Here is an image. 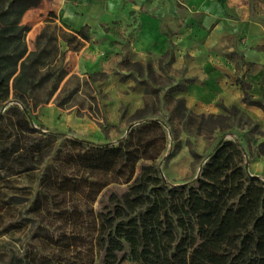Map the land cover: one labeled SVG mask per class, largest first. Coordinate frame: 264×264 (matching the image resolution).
<instances>
[{
  "label": "trees",
  "instance_id": "16d2710c",
  "mask_svg": "<svg viewBox=\"0 0 264 264\" xmlns=\"http://www.w3.org/2000/svg\"><path fill=\"white\" fill-rule=\"evenodd\" d=\"M39 3L0 0V108L15 102L0 115V228L40 224L36 243L6 264H264V181L248 174L237 141L222 140L195 182L173 186L155 164L167 141L158 121L140 123L111 145L32 125L30 102L47 90L51 97L66 76L57 38L43 31L37 51L28 50L23 17ZM63 40L73 50L81 45L75 35ZM239 84L244 103L264 109ZM177 100L187 111L184 97ZM22 176L39 180L28 219H20L21 194L1 187ZM112 184L127 190L112 193L96 212L92 204ZM57 222L65 225L58 236L42 228Z\"/></svg>",
  "mask_w": 264,
  "mask_h": 264
},
{
  "label": "rangeland",
  "instance_id": "374dc122",
  "mask_svg": "<svg viewBox=\"0 0 264 264\" xmlns=\"http://www.w3.org/2000/svg\"><path fill=\"white\" fill-rule=\"evenodd\" d=\"M43 31L57 38L64 52L60 41L67 35L54 23L44 27L40 34ZM82 34L84 38H77L81 44L79 49L72 50L68 56L65 50L63 60L58 62L66 72L58 89L47 99L48 90L39 94L42 101L30 102L27 113L35 128L61 134L64 138L111 145L126 139L132 125L134 128L145 121H158L165 129L167 141L155 164L170 185L195 182L209 156L225 139L241 145L246 154L248 174L264 181V128L238 106L218 104L220 112L214 115L224 118L189 109L185 96L191 78L188 71L177 64L172 46L163 55L137 58L119 23L112 24L104 32L83 31ZM36 43L37 36L27 35L30 52L37 51ZM180 97H184L187 111L178 102ZM6 105L7 110L12 104ZM3 107L0 114L6 111ZM197 115L200 117L195 118ZM191 116L195 120L190 122ZM38 185L36 177L28 176L14 178L8 185L2 184L5 193L18 191L21 194L20 219L31 218L27 211L39 190ZM126 190L127 185L108 186L92 204L93 209L99 211L112 193L121 194ZM22 224L17 231L5 232L4 227L0 228V264H6L13 254L22 255L36 243L33 235L40 224ZM43 226L55 236L65 230L61 222L47 226L44 223ZM122 264L137 263L127 260Z\"/></svg>",
  "mask_w": 264,
  "mask_h": 264
},
{
  "label": "crops",
  "instance_id": "0c3cea01",
  "mask_svg": "<svg viewBox=\"0 0 264 264\" xmlns=\"http://www.w3.org/2000/svg\"><path fill=\"white\" fill-rule=\"evenodd\" d=\"M23 23L31 37L54 23L77 38L119 23L137 58L163 55L172 46L191 78L189 109L218 114V104L238 106L264 128V111L244 103L239 85L264 103V0H40ZM60 43L68 56L73 49Z\"/></svg>",
  "mask_w": 264,
  "mask_h": 264
},
{
  "label": "water",
  "instance_id": "95a60500",
  "mask_svg": "<svg viewBox=\"0 0 264 264\" xmlns=\"http://www.w3.org/2000/svg\"><path fill=\"white\" fill-rule=\"evenodd\" d=\"M10 103H11V104H14L15 102H14V101H11ZM6 108H7V105H5V106L3 107V111H5ZM1 114H2V113H1ZM1 114H0V115H1ZM133 126H134V125H132V126L129 128V131H128V132L131 131V129L133 128ZM250 176H253V175H250Z\"/></svg>",
  "mask_w": 264,
  "mask_h": 264
}]
</instances>
